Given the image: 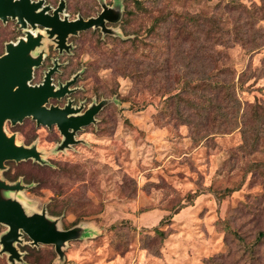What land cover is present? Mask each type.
I'll list each match as a JSON object with an SVG mask.
<instances>
[{
    "label": "rangeland",
    "instance_id": "obj_1",
    "mask_svg": "<svg viewBox=\"0 0 264 264\" xmlns=\"http://www.w3.org/2000/svg\"><path fill=\"white\" fill-rule=\"evenodd\" d=\"M60 2L69 19L115 4L122 15L106 21V30L69 35L63 49L37 26L42 40L32 54L43 59L30 83L58 64L56 88L74 81L46 106L70 101L78 114L101 106L64 149H57L63 136L56 125L7 120L6 133L34 145L42 161L8 160L0 177L24 186L10 194L26 213L44 210L58 228L89 226L92 236L68 241L60 259L53 244L34 245L22 234L14 264H264V238L257 237L264 232V0H236L229 9L217 0L163 2L125 25L130 0L44 5L51 12ZM196 10L211 13L221 38L185 26L179 12ZM28 30L0 19V55ZM205 83L224 86L218 111L205 110ZM7 230L0 223V240ZM1 248L0 264H12Z\"/></svg>",
    "mask_w": 264,
    "mask_h": 264
},
{
    "label": "water",
    "instance_id": "obj_2",
    "mask_svg": "<svg viewBox=\"0 0 264 264\" xmlns=\"http://www.w3.org/2000/svg\"><path fill=\"white\" fill-rule=\"evenodd\" d=\"M64 5V2H60L50 12L51 7L44 5V0H0L1 20L6 21L10 17L16 19L21 27L30 25L33 29L28 30L17 41L7 42L4 53L0 55V169L4 168V163L8 160L18 162L33 158L42 161L41 153L34 145L29 147L17 144L15 135L6 133L4 124L7 120L14 125L25 117H32L37 125H56L63 136L57 149H64L75 143L76 131L93 121L101 106V103L94 105L82 114H78L79 108L72 106L70 101L63 107L46 106L50 98H60L67 94L70 91L69 85L74 81L73 78L56 88L52 82V74L57 71L58 64L45 72L42 82L30 83L34 67L40 65L43 59L42 53L37 56L32 54L42 40V34L34 30L37 26H42L57 46L63 49L67 48L66 40L69 35L92 27L106 30V21L116 22L122 15L120 4H115L103 7L97 16L69 19L61 16ZM22 188L24 186L18 181L8 183L0 177V223L8 226L0 244L1 251L9 253L12 264L15 260H20V252L14 243L20 241L22 232L32 239L31 243L34 245L53 244L60 259L64 257L63 248L68 241L92 236V228L89 226L58 228L44 210L40 213H26L22 203L10 194Z\"/></svg>",
    "mask_w": 264,
    "mask_h": 264
},
{
    "label": "trees",
    "instance_id": "obj_3",
    "mask_svg": "<svg viewBox=\"0 0 264 264\" xmlns=\"http://www.w3.org/2000/svg\"><path fill=\"white\" fill-rule=\"evenodd\" d=\"M133 4V10L131 9H125L124 13V17L122 18V24L125 25V23H127V19H129V17L132 14H137V12L139 13H151L153 12V6H158L159 4L163 3V2H170V1H178V2H184L185 0H130ZM192 3H201V0H190ZM207 3L210 2L211 0H205ZM236 0H217V4L215 6H219L223 9L225 8H232V7H238L240 4H236L235 3ZM207 5V4H206ZM127 7V5H126ZM217 8V7H214ZM182 13L184 16V21H185V26L190 25L188 27L191 28V26H195L196 27V31H204L205 33H213V36L210 38H221V37H217V36H222V34L220 32H214V29H217V25H216V19L211 15V13L208 12H204L203 10H196L194 12H191V14H188V12H179ZM165 13H161L160 10L158 9V15L162 16ZM160 19L159 16H156L155 21H158ZM184 23V22H183ZM203 25H208L207 29H204ZM187 28V27H185ZM127 33H134V32H127ZM192 33L194 34L195 32L192 31ZM219 43V40L215 39V44ZM189 82H184L183 84V88L187 87ZM203 86L208 87L205 91V94H203V100L205 105H207L206 109L207 111H209L212 107H214L216 110L218 108V104H216V102L214 101L217 98V93L218 91L224 87L223 84H215L214 86H210L208 84H203ZM183 90V89H182ZM181 92V91H180ZM174 96H179V92H177L176 94H172L170 96H168L167 99H169V97H174ZM218 111V110H217ZM7 172L4 173V175L6 177H8L9 179H14V178H10V176H8L6 174ZM230 191L229 188H225L222 190L221 194L219 195L220 197L224 194H227ZM258 238H264V232H259L257 235Z\"/></svg>",
    "mask_w": 264,
    "mask_h": 264
},
{
    "label": "flooded vegetation",
    "instance_id": "obj_4",
    "mask_svg": "<svg viewBox=\"0 0 264 264\" xmlns=\"http://www.w3.org/2000/svg\"><path fill=\"white\" fill-rule=\"evenodd\" d=\"M52 75H53V74H52ZM52 80H53V77H52ZM22 234H26V233L22 232ZM22 234H21V235H22ZM21 235H20V236H21ZM26 235H27V234H26ZM27 237H28L30 240H32L28 235H27ZM19 240H20V237H19Z\"/></svg>",
    "mask_w": 264,
    "mask_h": 264
},
{
    "label": "bare ground",
    "instance_id": "obj_5",
    "mask_svg": "<svg viewBox=\"0 0 264 264\" xmlns=\"http://www.w3.org/2000/svg\"><path fill=\"white\" fill-rule=\"evenodd\" d=\"M32 32H34V31H32Z\"/></svg>",
    "mask_w": 264,
    "mask_h": 264
},
{
    "label": "crops",
    "instance_id": "obj_6",
    "mask_svg": "<svg viewBox=\"0 0 264 264\" xmlns=\"http://www.w3.org/2000/svg\"><path fill=\"white\" fill-rule=\"evenodd\" d=\"M87 239V238H86ZM82 240V239H81Z\"/></svg>",
    "mask_w": 264,
    "mask_h": 264
}]
</instances>
